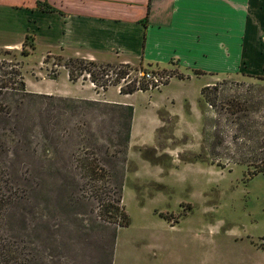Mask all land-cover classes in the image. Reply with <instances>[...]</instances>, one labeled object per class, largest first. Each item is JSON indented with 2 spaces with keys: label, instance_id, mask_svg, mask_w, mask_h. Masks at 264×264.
Masks as SVG:
<instances>
[{
  "label": "rangeland",
  "instance_id": "374dc122",
  "mask_svg": "<svg viewBox=\"0 0 264 264\" xmlns=\"http://www.w3.org/2000/svg\"><path fill=\"white\" fill-rule=\"evenodd\" d=\"M21 47L26 54L20 52ZM76 57L82 58L83 68L77 67L79 64L73 60ZM0 59L17 64L27 89L42 88L56 95L57 88L77 93L70 80H63L67 68L77 74L75 80L79 81L90 79L92 71V88L101 90L106 79V87L111 85L106 96L124 98L133 107L135 127L145 125V118L152 113V101L180 114L176 121L164 115L165 123L156 134L157 149L135 146L131 159L124 158L119 202L129 222L117 228L113 264H264V172L246 173V169L257 166L254 157L259 155L258 142L250 135L259 138L257 134H264V75L211 76L206 91L214 104L209 105V100L199 95L205 76L172 78L160 90L140 89L122 97L116 88H126L133 80L138 81L141 69L156 71L165 80L181 72L135 60L90 63L78 54L56 49L46 52L30 34L18 47H0ZM122 69L127 72L115 81ZM237 101L242 102L244 110L236 114L225 110V106ZM184 102L189 103L187 111L183 109ZM75 104L58 118L65 142L59 146L57 166L76 173L81 181L64 190L54 184L52 175L53 183H47L39 195L15 197L2 201V205L0 202V209L6 214L0 234H5L10 246L19 243L15 241L21 223L18 212H25L26 244H21L28 264H101L109 260L111 230L119 216L113 219L100 215L99 199L116 195L122 154H104L121 146L114 145L116 134L110 111ZM213 118L218 121L217 137L222 140L214 151L222 165L210 162L211 139H203V126ZM81 121L89 125H80L86 129V135L93 132L96 140H77L74 126ZM175 123L178 125L174 131ZM70 128L72 140L65 134ZM80 142L83 145L76 147ZM173 148L178 159L164 171L138 155L139 152L151 162L167 167L172 165L168 150ZM91 150L96 152L92 156L97 157L98 165L106 170L101 177L104 181L78 176L80 169L74 156L86 152L91 155ZM241 157L247 163L233 161Z\"/></svg>",
  "mask_w": 264,
  "mask_h": 264
},
{
  "label": "crops",
  "instance_id": "0c3cea01",
  "mask_svg": "<svg viewBox=\"0 0 264 264\" xmlns=\"http://www.w3.org/2000/svg\"><path fill=\"white\" fill-rule=\"evenodd\" d=\"M28 34L46 52L56 49L100 61L135 60L173 67L182 74L170 75L160 86L141 90H160L172 78L205 76L202 86L211 76L264 75V0H0V47H18ZM64 75L63 80H70L77 93L57 88L54 92L58 95L129 103L124 98L107 97L111 85L97 90L90 79L71 80L67 72ZM136 90L123 93L116 88L122 97ZM32 91L52 94L42 88ZM158 105L150 103L152 113L143 127L134 126L132 107L126 158L131 159L135 146L157 149L156 134L165 123L164 115L179 119L180 114L171 107ZM188 107L184 102L183 109ZM168 151L172 165L167 167L138 155L164 171L178 159L176 148ZM119 227L109 264L115 257Z\"/></svg>",
  "mask_w": 264,
  "mask_h": 264
},
{
  "label": "trees",
  "instance_id": "16d2710c",
  "mask_svg": "<svg viewBox=\"0 0 264 264\" xmlns=\"http://www.w3.org/2000/svg\"><path fill=\"white\" fill-rule=\"evenodd\" d=\"M39 8L43 5L37 1ZM24 43V42H22ZM4 51H9L5 49ZM20 52L26 54L27 51L24 47H21ZM79 65L78 68H83L82 58H74ZM87 62L93 63L92 60ZM14 62L0 59V202L11 201L15 197L26 198V195H39L44 189L47 183L52 182V175H54V184L61 189L67 190L75 187L77 183L81 181V178L76 177V173L65 171V169L58 168L57 152L60 144L65 142L63 140L64 133L60 131L58 126L59 116L68 109H73L76 106L75 103H82L84 106L92 107L93 109H100L102 111H110L114 120V131L116 134V140L114 145H120L116 150L105 152L104 156H114L117 152L122 154L121 161H119V180L115 184L116 195L114 197H107L99 199L101 209H99L100 215L105 217H113L115 219L119 216V220L116 221V225L111 230L110 236V251L111 253L115 229L117 226L127 225L129 220L123 205L120 204V191H121V176L123 175V162L126 158V146L129 137L130 119L132 106L128 103L112 102L102 99L93 98H79L71 96H62L51 93H43L29 90L25 87L24 79L21 75L19 68ZM143 70V69H142ZM67 76L69 79L74 80L76 78L72 69L67 68ZM126 70H119L114 80L116 81L119 76H123ZM91 80L94 79L92 71H89ZM254 77L262 78L261 75L248 74ZM181 77L182 74H176ZM102 88L106 87V79H104ZM136 79L124 88L119 86V91L126 93L132 92L136 89L148 88L147 81L144 78L139 77L137 83ZM108 82H112L109 81ZM208 84H204L200 87V94L203 98L206 97L209 105L214 104L213 99L207 96ZM212 86V85H211ZM214 86V84H213ZM244 101V100H243ZM60 102H64L60 104ZM80 105V104H79ZM232 105V106H231ZM230 114H236L240 110H244L242 102L229 103L224 107ZM55 111V112H54ZM83 112H81V115ZM240 118V116H236ZM262 125L264 126V115H262ZM241 124V123H240ZM80 125H84L86 128L88 124H84L83 121L78 122L74 126L76 129V137L78 141H85L90 139L96 140L94 133L89 132L86 135V129ZM218 121L216 118L207 120V124L203 126V139L210 140L209 153L211 154L210 162L215 161L216 164L222 165L217 160L214 148L217 144H220L222 140L218 139ZM244 125V124H243ZM65 134L69 136L68 140L73 139V129L66 130ZM260 135V136H259ZM258 143L257 149L259 155L254 157L256 159L257 166L253 165V169H246V173L264 172V134L262 133L250 135ZM234 138V139H233ZM232 138L234 141L237 138L236 134ZM74 143V142H73ZM84 143V142H83ZM80 142L77 145H83ZM92 146V145H91ZM86 147V146H84ZM96 147V146H95ZM91 155L86 153H78L74 156L75 165L80 169L78 176H82L93 181H104L101 177L106 170L103 166L98 165V161L95 160V156H92L94 152L91 150ZM216 157V158H215ZM234 162L247 163L246 160L241 158H234ZM250 163V162H249ZM83 179V178H82ZM23 191V192H22ZM6 215V214H5ZM4 210L0 209V225L1 221L5 219ZM9 214H7L8 218ZM19 232L15 234L16 240L19 243H14L10 246L5 234H0V264H28L27 254L23 251L24 247L22 242L26 239V226H25V212H18ZM36 224L39 223L33 217ZM38 226V225H37ZM36 226V227H37ZM1 229V228H0ZM40 236V235H39ZM11 237V235H10ZM26 244V242H25ZM109 264V262H106Z\"/></svg>",
  "mask_w": 264,
  "mask_h": 264
},
{
  "label": "built area",
  "instance_id": "2783aa9c",
  "mask_svg": "<svg viewBox=\"0 0 264 264\" xmlns=\"http://www.w3.org/2000/svg\"><path fill=\"white\" fill-rule=\"evenodd\" d=\"M139 77L144 78L145 81H147V84L149 87H158L160 86L163 82H165L164 76H161L158 74L156 71L152 70H139ZM88 75V73H86ZM168 79V78H167ZM91 85H94V82L92 80L89 81Z\"/></svg>",
  "mask_w": 264,
  "mask_h": 264
}]
</instances>
